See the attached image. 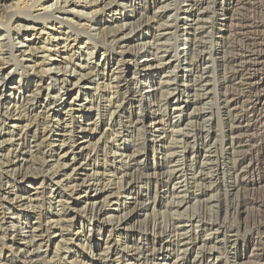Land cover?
Segmentation results:
<instances>
[{"label":"bare ground","instance_id":"bare-ground-1","mask_svg":"<svg viewBox=\"0 0 264 264\" xmlns=\"http://www.w3.org/2000/svg\"><path fill=\"white\" fill-rule=\"evenodd\" d=\"M40 1L15 0V5L10 7L13 13L9 16L15 17L13 24L8 22L4 25L6 20L0 15V27L6 29L4 33L0 32V187L3 189L0 193V264H4L1 263L2 260H7L6 256L2 257L3 252L10 254L13 262L23 264H194L195 260L196 264H205L202 256H195L191 263L188 258L190 250L197 245L202 248L206 238L198 236V230L203 229L202 224L190 219L184 220L185 216L179 212L186 205L183 196L186 189L183 173L185 164L181 154L184 151H176L177 147L174 146L182 143L177 141L183 139L182 132L185 130L183 112L186 106L182 105L186 104L187 100L183 101L182 94L188 90L186 78L194 71L192 68L183 70L180 80L182 94L179 93L181 91L178 87L169 90L172 81L168 82L170 77H166L169 71H164L165 66L171 65L172 55L169 52L170 47L166 49L163 41H166L164 37L172 28V24L181 21L180 53L186 52V46L190 45L188 42L196 35L193 32L201 20L200 14L204 11L202 6L207 4L206 8H210V0H179L180 8L175 9L172 14H168L172 0H83L85 4L79 11H75L74 7L68 8V0H62L61 4L59 0H55L44 7L42 15L34 16L32 8L34 9L35 4ZM237 2L238 0H218L220 41L225 28L236 20V14L228 16L227 11H236ZM87 8L92 10L85 12ZM55 11L68 13L73 17L63 21L55 17ZM100 12H107L110 16L121 15L118 20L111 19V23H118L115 28L110 29V25V28H103L104 23H97L94 14ZM75 17L79 20L71 22ZM178 17H181V20ZM206 17V20L209 19ZM81 19L88 21L86 27L79 25ZM29 21H32L33 25H30ZM36 21L43 24L41 33L45 31L44 24H65L76 34L73 42L77 40L78 34L87 35L91 31L102 29V32L108 31L104 33V41L121 44V56L115 64L113 59L101 54V59H104L100 63L101 73H95L91 79L94 83L96 80L108 79L115 84L116 89V92L95 97V102L90 101V109L95 110L94 119L90 116L87 119L82 115L72 116V101L63 118L50 109V105L58 104L61 110H65L63 97L66 96L65 89L70 77H79L76 81V84H79L77 82L82 80V72L88 66L75 64L74 56L61 59L63 69L54 66L51 54L48 58L47 54H44L45 56L38 60L33 59L34 52L39 49L51 52L52 45L48 48L46 44H50L53 39L49 36L48 40L45 39L41 43V47L37 46L36 39L26 43V37L30 30L34 31ZM203 22L206 23L204 20ZM133 23L139 24L138 27L134 28ZM34 35L36 34L31 33L33 38ZM13 40H19L18 44H22L23 40L25 49L12 45ZM66 43L62 46L63 50L67 49ZM53 46L56 48L57 44ZM97 52L96 47L92 48L86 53V58L94 59ZM29 53V56L26 55ZM133 53L140 54V62H135L131 56ZM78 58L80 60L81 54ZM208 58L200 60L207 63ZM24 59H29V64H24ZM10 61L14 63L13 69L5 73L3 66ZM23 64L40 75H47L59 69L55 75H50V80L54 85L62 86L64 91L61 94L64 95H55L54 85L47 84V87L42 88V80L36 84L35 81L24 78L22 74L15 84H8L6 79L12 71H17V66ZM120 65L124 67L121 68ZM100 66L98 63L97 67ZM58 73H66L67 77L64 76V79L58 82ZM149 74L154 77L163 75L158 86L152 78V81H146V87L141 89L143 79ZM221 82L223 86L227 84L228 77L225 74ZM249 82L252 96L245 100L246 104L242 103L243 108L249 106L252 113L256 109L263 112L260 119L264 124V72L257 78H249ZM137 95H141L143 99H136ZM79 97L78 102H82L78 93L72 99L73 103ZM213 97H216V94ZM242 97L236 96L229 100L224 95L222 100V109L226 116L234 110L237 112L229 127L230 136L245 134L249 128L244 110L239 106ZM217 100L215 98L213 101L212 98L213 104L218 105ZM94 103L96 107L93 106ZM83 109L84 105L79 103V114ZM211 110L209 117L218 125L220 109L216 107ZM65 117H68V120ZM89 120H93L88 125L93 126L90 128L92 131H98L99 124L105 127L96 145L99 140L107 138L109 131L114 133L115 138L111 146L103 145L104 148L100 145L95 148V144H91L90 139L87 140V148L94 147L92 151H88L85 159L77 162L78 154L74 150L80 146L77 141L82 137L75 138L74 135L83 132L87 127L83 123ZM59 135L61 139H55ZM209 142L207 139L204 147H207ZM64 146L69 147L68 152L63 153ZM83 147L81 146L85 149ZM192 147H195V144ZM229 149L234 147L229 146ZM100 150L103 151L101 161L97 159ZM36 163L38 170L28 173L27 169L37 166ZM83 166L89 168L90 172H85ZM107 175H110L109 178H106ZM36 178L39 179L38 183L37 180L34 181ZM32 186L36 188L30 192L29 188ZM58 187H62V190ZM174 195L180 196L179 201L172 200ZM80 200H83L84 204L79 207L77 203ZM130 203L133 207L128 206ZM163 209L166 212L173 211L167 220L163 218ZM137 216H142V220L136 222L134 219ZM191 222L196 224L192 225ZM193 229L196 237L191 239Z\"/></svg>","mask_w":264,"mask_h":264},{"label":"rangeland","instance_id":"rangeland-1","mask_svg":"<svg viewBox=\"0 0 264 264\" xmlns=\"http://www.w3.org/2000/svg\"><path fill=\"white\" fill-rule=\"evenodd\" d=\"M54 1L55 0H41L39 3H36L34 9L32 8L33 15H42L44 13V7H47ZM68 2V8L72 9L74 7L76 9L75 11L82 10V5L85 4L83 0H68ZM61 3L62 0H59V4ZM170 3L171 6L168 9V14L175 13V9L180 8L179 0H172ZM210 3L212 4L210 8H206L207 4H204V7L202 6V10L204 9V11L200 14L201 20H199L198 25H196L197 27H195L193 32L194 35H196L193 37V40L188 42L190 45L186 46L187 49L185 50L186 52H184L185 56L184 53H180L182 48L180 46V43L182 42L179 38L181 35V21L178 20L179 22L172 24V28L169 30V32L167 31L168 33L171 31L169 34L170 36L167 33L164 37V40L166 41H163L166 44V49H169L170 47L169 52L172 55V58L170 59L171 65L165 66L166 70L164 71L170 72L169 75L167 74L169 72L166 73V77H170L168 82H173L174 80L173 84L171 82L169 90L170 88L173 89L178 87L179 91H181L179 93L182 94L183 88L181 87L180 80L183 76V70L193 69L194 71L192 75L186 78L185 84H187L188 90L182 94L184 98L183 101L187 100L186 104L184 103L185 105H182V107L186 106L183 112V120L185 122L183 126L185 130L182 132L183 139L180 138L177 140H180L182 143L179 145L174 144V146L177 147L176 151H184L181 154L185 164L183 167V173L185 174L186 178V189H184L185 193L183 196H185L184 198L186 200V205L179 212L180 214H183V217L185 216L184 220L190 219L191 221H197L198 224H202L203 229L198 230V236L206 238V242L202 248L200 245H197L190 250L188 258H190V263L191 261L193 262V258L195 256H202V258L205 260V264H264V124L260 119L261 116L263 117V112L261 113L259 109H256V111L252 113L251 109H249V106L247 108H243L242 104L243 102L246 104V101L252 96L249 78H257L261 73L264 72V0H238L237 4L239 7L237 6V12L227 11L228 16H231L232 13L234 15L236 14V20L232 22L230 26L225 28L226 30L225 32L223 31L224 33L222 35V41H220L219 34L220 26L218 23V16L220 8L218 0H210ZM12 5H15V0H0V12L3 13L0 15L3 16L2 18L4 20H6L4 25L8 24V22L13 24L12 21L15 17H9L11 13H13V9L11 10L10 8ZM91 10L92 9L87 8L84 11L90 12ZM58 12L59 11H55V17H58L61 20L63 19V21H67V19H72L73 17L68 13L65 14ZM120 16L121 15L119 14L110 16L107 12L105 14L103 12L94 14V18L97 20V23L99 22L100 25L104 23L103 28L104 26L105 28L107 26L110 28L111 26L110 29L115 28V26L118 24L117 22L111 23V19L113 18L114 20H118ZM206 16H208L209 19L206 20ZM178 18L181 20V17ZM78 20L79 19L75 17L73 20H71V22ZM203 20L206 23H204ZM29 23L30 25H33L32 21H29ZM78 23L79 25H84V27H86L88 21L81 19ZM135 24L133 23L134 28L138 27L139 24ZM226 24L228 25V22ZM34 25L35 29L34 31L30 30V34L28 33L26 37V43L31 42L32 39H36L38 40L37 46L41 47V43L45 39L48 40V38H50L49 36H51L53 39L50 41V44H46V47L48 48L52 45L51 52H45L39 49L34 52L33 59L38 60L46 54V57L48 58V55L51 54V62L54 63V66L63 69L61 65V59L74 56L76 60V62H74L75 64L82 67L88 66V68L82 72V75H84L85 78L83 77L82 80L78 81L77 83L79 84H76V81L79 77H70L65 89L66 96L63 97L65 110H61L60 106H57L58 104L50 105V109L55 113H58V115L63 118L66 115V113L64 115V112L70 109L69 104L72 101V116L75 117L76 115H82L86 117L85 119L90 116L92 119H94L95 110L90 109L92 106L90 101L96 100L95 97L103 96L104 93L116 92V89H114L115 84L112 81L109 82L108 79L96 80L95 83L97 86L94 82H91V79H93L92 77L95 73H101L99 71L101 69L100 63L104 61L103 58L101 59V54L106 55L108 59H113V63L115 64L117 59H119L121 56L119 50L121 44H110V42L104 41V33L108 31L102 32V29L96 31L94 30L95 32L91 31L87 33V35L78 34L77 40L73 42L76 34L71 32V29H69L65 24L56 23L52 25L53 27L48 23L44 24L45 31L42 33V22L36 21ZM202 25H204V27H202ZM5 30L6 29H4L2 26L0 27L1 33H4ZM208 31H210V33ZM31 33L36 34L34 35V38L31 36ZM39 33L41 34L39 35ZM66 35H68L67 38ZM3 41L4 40H2V42ZM17 42H19V40H13L12 45L20 49H25V46H23V40L22 44H18ZM64 42H67L66 50H63L62 48ZM55 44H57L56 48L53 46ZM94 47L97 48L98 52L94 59L88 60L86 58L88 57V55L86 56V53H89ZM79 54H81L80 60L78 58ZM26 55L29 56L30 53ZM237 55H240V57ZM131 56L135 59L136 63L140 62L142 59L140 58V54L137 53H133ZM206 57H209L208 62L206 63L204 61L203 63L200 59ZM4 58L7 59V56L4 55ZM29 62V59H24L23 61L24 64H29ZM98 63L100 67H97ZM238 63L241 64L239 65ZM24 64L17 66V71H12L10 77L6 79L8 84H15L19 75L22 74L24 78L35 81L36 84L39 83V80H42L40 83V87L42 88L47 87V84H50L51 86L54 85L50 80V77L55 75V72H57L59 69L47 75H40L39 73L35 71L33 72L29 68L25 67ZM13 66L14 63L11 61L9 64L4 65L3 68L5 73H9L10 70L13 69ZM120 66L121 68L124 67L122 65ZM237 71L239 72L237 73ZM63 74L58 73V82H61V80L64 79V76L65 78L67 77L66 73ZM223 74L228 77V82L224 85L225 87L221 82ZM162 75L163 74L158 77H154L153 74L147 75L146 78L143 79V83H141V89H144L146 87V81H152V78L153 82L156 84V86H158V82ZM239 78L242 81L239 80ZM163 81L165 83V80ZM54 86L55 95L59 93L61 94V92L64 91L61 89L62 86H60V84H55ZM202 86L204 87V90ZM96 87L98 89L95 90ZM212 87L214 89L213 92ZM147 89L149 90L150 88L148 87ZM167 92L169 91L167 90ZM78 93L80 94L83 101L78 102L80 99L79 97L73 103L72 99H74ZM100 93L103 94L100 95ZM215 94L216 97H213ZM224 95H226L227 99L229 100H233L236 96H243L240 100L241 104L239 106L241 110H244L245 120H248V124H246L249 128L245 134L241 133L238 136H236V134L232 136L229 135V127L232 124L234 116L237 114V112L236 110H231L232 112L226 116L225 111L222 109V100ZM164 97L166 98L165 95ZM137 98L143 99L141 95H137L136 99ZM212 98L213 101L215 98L216 100L218 99L216 101L218 102V105L213 104ZM79 103L84 105V109L80 114V111L78 110ZM162 103L164 104V101ZM95 104L96 103L93 104L94 107H96ZM216 107H219L220 109L219 112L221 122L219 121L218 125L216 121L210 119V114L212 111L211 109L214 108L215 110ZM232 108H234V106H232ZM128 109L131 108L128 107ZM65 118L68 120V117ZM259 120L261 121L259 122ZM92 121L93 120H89L83 124L88 127L89 123ZM99 125L98 131H92L91 129L93 126H89L88 128L86 127L83 132L75 133V138L82 137V139L77 141V144H80V146L74 150V152L78 154L76 159L77 162H81V160L85 159L84 157L86 154L90 152V149L92 151V148L94 147L91 146V148H87V144H85L87 140L90 139L89 142H91V144H95V148H97L96 146L99 147V145L100 147L104 148L103 145L109 147L113 144L112 140L115 138V136L114 133L112 134V132L109 131L107 138L105 140H99L96 145L98 138L100 135H102V131L105 129V127H101V124ZM199 128L201 130H199ZM206 134L209 138L206 137ZM234 136H236V138ZM60 137L61 136L59 135L55 139L60 140ZM229 137L233 139L230 140ZM206 138L210 142L207 147H204L207 142ZM196 139L197 141H195ZM191 142L193 145H191ZM194 144L195 147H192ZM81 146H84L85 149H82ZM229 146H233L235 150L229 149ZM68 151L69 147L64 146L63 153ZM102 152L103 151L100 150L98 153L99 155L97 154V159L99 161H101L103 158ZM70 153L71 151L69 152V158L71 156ZM151 157L152 155L150 158ZM65 160L69 159L65 158ZM37 167L39 168L38 165L34 167L31 166L27 169L28 173H32V170L33 172L37 171ZM83 169L85 172H90L89 168L83 166ZM110 175H107L106 178H109ZM35 180H37V183L39 182L38 178L34 179V181ZM35 186L29 188L30 192L34 191L33 189L36 188ZM58 189L62 190V187H58ZM2 192L3 189L0 187V193ZM179 199V195H174L172 198V200L176 202L179 201ZM130 201L131 200H128V202ZM82 202L83 200L78 201L77 205H79V207L82 206L84 204ZM132 205L133 204L130 203L128 206L133 207ZM164 210L165 209L162 210V215L163 218L167 220L166 218L173 214V211L169 210L166 212ZM182 210L187 211H183V213H181ZM134 220L139 222L142 220V216H137ZM195 222H191L193 223L192 225H195ZM194 232L195 230L193 229L192 236H190L191 239L196 237ZM5 256L7 257V260H2L1 263L23 264L13 262L12 256H10V254L7 252H3L2 257L4 258ZM9 261H11V263H9ZM195 262L196 260L194 261V264H196Z\"/></svg>","mask_w":264,"mask_h":264}]
</instances>
